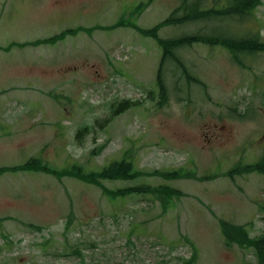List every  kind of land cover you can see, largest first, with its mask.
Returning <instances> with one entry per match:
<instances>
[{"label": "rangeland", "instance_id": "1", "mask_svg": "<svg viewBox=\"0 0 264 264\" xmlns=\"http://www.w3.org/2000/svg\"><path fill=\"white\" fill-rule=\"evenodd\" d=\"M182 1L0 0V117L55 129L27 156L0 148V264H258L253 248L226 244L222 222L264 236V174H229L264 157V54L241 67L220 46L185 48L205 86L168 65L159 105L162 49L133 25L152 29ZM228 29L264 39V0ZM199 30L211 32L159 35ZM123 160L136 178L74 175Z\"/></svg>", "mask_w": 264, "mask_h": 264}, {"label": "trees", "instance_id": "2", "mask_svg": "<svg viewBox=\"0 0 264 264\" xmlns=\"http://www.w3.org/2000/svg\"><path fill=\"white\" fill-rule=\"evenodd\" d=\"M261 0H183L171 15L162 23H159L152 29H142L133 25L141 34L153 37L158 42L162 49V57L157 72V86L159 91L160 102L162 105L167 95L165 84V74L168 65H174L177 69L186 76L188 83H198L204 85L197 77H194L188 70V65L179 55L180 51L185 48H191L197 44H202L210 47L220 46L226 49L232 58L233 63L244 67L247 59L256 55L264 54V39L261 37L260 31L247 30L245 34H238L228 29V26L236 23L241 25L255 15V10ZM143 5V4H142ZM144 6V5H143ZM142 9V6L140 7ZM206 24L210 27V33H202L200 30L193 34H184L177 38H161L159 31L166 26H178L187 24ZM212 25V27H211ZM226 30V31H225ZM59 38L56 36L48 41H55ZM129 101H124L120 104L117 112L128 110L130 107ZM34 162V161H33ZM32 164V160L27 165L21 168H26ZM17 169V168H16ZM74 173L77 178L86 182L96 184L101 187V179H134L139 173L134 171L133 164L125 160L121 162H113L110 166L104 168L101 172H93L85 174L78 168ZM1 171V169H0ZM242 171L257 172L264 174V157L253 165H248L243 168H238L231 171L232 173H241ZM74 172V171H73ZM181 176L180 173H165L163 176L169 179ZM182 176H185L182 174ZM147 187L146 190H150ZM142 187L118 190L114 194L126 195L135 191H141ZM104 192H109L105 190ZM174 195L181 194L179 191L170 190ZM110 193V192H109ZM222 232L226 238L228 246L238 244L253 248L258 258V264H264V236L251 238L243 226H236L228 222H222Z\"/></svg>", "mask_w": 264, "mask_h": 264}, {"label": "crops", "instance_id": "3", "mask_svg": "<svg viewBox=\"0 0 264 264\" xmlns=\"http://www.w3.org/2000/svg\"><path fill=\"white\" fill-rule=\"evenodd\" d=\"M36 119L26 117H0V148L13 149V153L20 154V157L27 156L26 150L29 149L35 141H38L52 133L48 128L38 127ZM23 164L21 160V166ZM20 166V167H21ZM17 170V169H16ZM16 170H8L15 171ZM22 172L27 169L19 170Z\"/></svg>", "mask_w": 264, "mask_h": 264}]
</instances>
